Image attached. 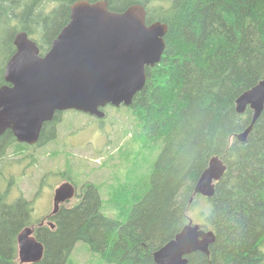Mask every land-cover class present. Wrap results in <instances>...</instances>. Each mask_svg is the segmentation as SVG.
Wrapping results in <instances>:
<instances>
[{"label": "trees", "instance_id": "1", "mask_svg": "<svg viewBox=\"0 0 264 264\" xmlns=\"http://www.w3.org/2000/svg\"><path fill=\"white\" fill-rule=\"evenodd\" d=\"M80 1L0 0V88L16 36L26 33L44 56ZM87 1H106L119 13L142 6L148 26H168L165 54L147 69L146 85L129 107L139 136L158 145L148 149L156 153L151 177L130 198L115 188L122 194L118 217L102 212L92 182L75 205L67 201L43 222L23 196L10 204L11 190L0 180V264H21L18 238L26 228L45 247L36 264H70L77 244L100 256L94 264H156L154 254L176 239L195 208L208 211L201 222L212 227L215 242L208 254L188 256V264H264V111L247 141L237 139L253 122V111L238 113L237 101L264 80V0ZM55 139L44 131L40 143ZM11 146L17 141L8 131L0 149ZM214 159L227 168L214 197L195 195Z\"/></svg>", "mask_w": 264, "mask_h": 264}, {"label": "water", "instance_id": "2", "mask_svg": "<svg viewBox=\"0 0 264 264\" xmlns=\"http://www.w3.org/2000/svg\"><path fill=\"white\" fill-rule=\"evenodd\" d=\"M69 23L41 56L37 43L26 33L15 38L16 53L5 70L6 86L0 88V137L10 131L20 143L36 144L43 127L57 112L76 110L105 117L108 105L129 107L147 82V69L159 64L166 51L168 26L147 25V12L133 6L113 12L106 1L76 2ZM250 108L251 127L238 140L246 142L264 111V80L237 101L240 114ZM226 171L217 159L202 175L195 193L212 198L213 181ZM74 197V188L64 183L55 192V211ZM32 229L19 235L21 264H36L44 257L45 247ZM215 242L212 232L200 226H187L176 239L154 254L156 264H188L187 256L208 254Z\"/></svg>", "mask_w": 264, "mask_h": 264}, {"label": "rangeland", "instance_id": "3", "mask_svg": "<svg viewBox=\"0 0 264 264\" xmlns=\"http://www.w3.org/2000/svg\"><path fill=\"white\" fill-rule=\"evenodd\" d=\"M104 110V123L99 117L83 112L60 113L61 116L57 118H62V121L58 124V130L54 131V142L33 148L26 145L20 148L17 144L16 147H9L5 153L2 147L0 172L5 178L0 176V180H3L5 188L11 190L10 204L23 196L24 200L32 204L35 220L43 222L55 208V191L61 184L74 182L71 184L76 186L77 194L81 195L85 187L88 192V188L94 186L92 182H96L102 199V212L110 217L120 216L116 209L123 206L120 204L122 194L119 195L115 188L123 189V196L130 198L129 195L136 193L134 189L140 190L146 179L149 182L156 153L148 149L158 145L154 143L156 140L146 141L139 136L138 119L129 107H109ZM18 148L21 154L15 153ZM69 156L72 158L66 160L65 157ZM4 165L7 167L2 168ZM71 171L79 174L73 177ZM111 195L117 199H111ZM125 197L122 199L125 200ZM69 199V205L76 204L75 199ZM128 211L125 209L120 212L127 214ZM207 213L206 209L195 208L187 214L186 227L190 224L203 226L205 223L201 219ZM203 228L213 232L212 227L207 228L206 224ZM72 257L70 264H94L100 256L90 252L85 245L77 244Z\"/></svg>", "mask_w": 264, "mask_h": 264}, {"label": "flooded vegetation", "instance_id": "4", "mask_svg": "<svg viewBox=\"0 0 264 264\" xmlns=\"http://www.w3.org/2000/svg\"><path fill=\"white\" fill-rule=\"evenodd\" d=\"M59 116H61V115H59V114L56 115V117L52 121L46 123L44 125V129L42 130V133H44V131H45L47 133V136L49 134L54 133V131L57 130V125L62 121V118H57Z\"/></svg>", "mask_w": 264, "mask_h": 264}, {"label": "crops", "instance_id": "5", "mask_svg": "<svg viewBox=\"0 0 264 264\" xmlns=\"http://www.w3.org/2000/svg\"><path fill=\"white\" fill-rule=\"evenodd\" d=\"M33 214H34V212H33Z\"/></svg>", "mask_w": 264, "mask_h": 264}]
</instances>
